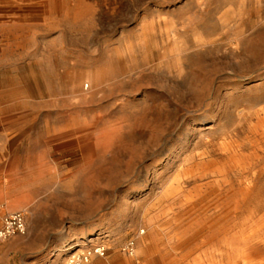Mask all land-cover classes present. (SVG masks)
I'll return each mask as SVG.
<instances>
[{
    "label": "rangeland",
    "instance_id": "rangeland-1",
    "mask_svg": "<svg viewBox=\"0 0 264 264\" xmlns=\"http://www.w3.org/2000/svg\"><path fill=\"white\" fill-rule=\"evenodd\" d=\"M263 107L264 0H0V264H249Z\"/></svg>",
    "mask_w": 264,
    "mask_h": 264
},
{
    "label": "built area",
    "instance_id": "built-area-1",
    "mask_svg": "<svg viewBox=\"0 0 264 264\" xmlns=\"http://www.w3.org/2000/svg\"><path fill=\"white\" fill-rule=\"evenodd\" d=\"M27 231L26 213L23 210L14 211L5 214L1 219L0 224V245L5 240L20 234H25ZM128 252H133L134 241L128 245ZM105 248L100 247L96 253L100 255L105 254ZM70 264H81L79 257L75 256L71 259Z\"/></svg>",
    "mask_w": 264,
    "mask_h": 264
},
{
    "label": "bare ground",
    "instance_id": "bare-ground-1",
    "mask_svg": "<svg viewBox=\"0 0 264 264\" xmlns=\"http://www.w3.org/2000/svg\"><path fill=\"white\" fill-rule=\"evenodd\" d=\"M184 1V0H183ZM198 3V2H197ZM259 7V6H258ZM231 11V10H230ZM230 13V12H229ZM148 21V20H147ZM220 21V20H219ZM222 23V22H221ZM169 39V38H168ZM229 47V46H228ZM221 53V52H220ZM98 70V69H97ZM64 75V74H63ZM264 108V107H263ZM216 159V158H215ZM191 163V162H190ZM264 221V220H263ZM202 231V230H201ZM144 232V230L140 233L141 237L140 240H144V238L142 237V233ZM247 234V233H246ZM148 244V243H147ZM144 251H150V249H144ZM140 252V251H139ZM141 253V252H140ZM150 253V252H149ZM148 253V254H149ZM95 256V255H94ZM97 256V255H96ZM264 257V253L263 252H260L259 250H257L256 248H252L248 251H246L244 254H243V258L244 260L247 261V263L249 264H254L255 262H257L259 259L263 258ZM121 264V263H120Z\"/></svg>",
    "mask_w": 264,
    "mask_h": 264
}]
</instances>
